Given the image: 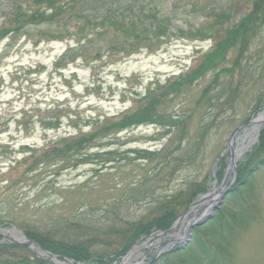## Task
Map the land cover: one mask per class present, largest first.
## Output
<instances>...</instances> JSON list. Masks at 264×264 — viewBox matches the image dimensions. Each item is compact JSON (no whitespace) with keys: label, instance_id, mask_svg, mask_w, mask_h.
Masks as SVG:
<instances>
[{"label":"rangeland","instance_id":"374dc122","mask_svg":"<svg viewBox=\"0 0 264 264\" xmlns=\"http://www.w3.org/2000/svg\"><path fill=\"white\" fill-rule=\"evenodd\" d=\"M192 3L193 0L163 2L160 10L163 14L167 13L172 22L167 36L152 51L122 52L121 42L101 33L100 26L92 25L90 30L82 33V44L89 42L88 55L92 59L96 55L91 52L105 46L100 60L95 61H85L79 51L70 53L78 48L79 37L75 36V31L79 32L80 29L74 23L61 27L31 25L21 28L20 25L15 26L14 17L10 16L7 28L12 31L0 39V178L3 181L0 182V189L7 186L8 179L19 178L6 177V173L14 160L23 158L18 154L21 146L41 148L65 134L75 135L78 129L71 125V121L78 124L79 130L89 132L90 119L103 120L135 110L140 106L138 101L147 95L149 89L156 88L157 84L167 86L169 81H174L180 75L199 70L203 55L212 53L216 41L225 37V28L237 24L253 10L252 0H204L202 6L209 7L212 13L208 22L204 23L206 15L194 11ZM10 5L8 0H0V30L6 23L5 15L11 11ZM132 5L131 0L121 5L119 15L126 22L133 17L125 12ZM134 11L136 14L137 10ZM224 14L229 18L217 19ZM220 20L225 23L224 26L214 25L221 23ZM15 27L20 29L16 32ZM202 27L209 30L202 32L205 36L195 35L194 30ZM188 31H193V34H187ZM53 37L56 39L53 40ZM239 52L240 45L230 51L219 71L209 72L187 90L164 100L167 101L163 103V113L173 118L187 117L186 138L180 151L175 150L178 148L177 137L167 134L166 130L161 131L157 124L131 128L121 133L112 142L114 145L104 149L118 152L108 157L110 163L105 167L103 162L97 160L78 167L72 163L60 174H54L53 169L43 174L35 172L32 179L53 181L49 189L42 192L37 203L36 188L30 191L31 185L28 184L31 180L16 187L15 197L19 200L24 198L22 201L28 203L30 209L25 206L5 207L4 191L0 198V222L11 221L6 214L12 212L19 223L24 218L27 225L32 221L46 224L53 221L51 219L62 217L70 222L106 228L110 226V220L115 219L114 211L124 219L141 215L139 213L146 210V202H152L151 196L156 197L158 205L171 195L182 192L186 199L192 187L201 189L208 186L207 193L211 192L215 188L214 180L221 182L214 174L217 175L220 170L219 165L216 167L215 164L224 152L225 165L229 163L228 146L232 135L240 126L264 112V23H258L248 46L241 55ZM216 73L219 75L217 80ZM205 91L208 95L199 103ZM57 118L62 121V128L58 132L44 131L42 126ZM199 126L205 128L204 141L198 140ZM251 129L248 128V131ZM243 136L244 131L239 130L234 137L233 148H236L237 139ZM256 146L258 144L255 142L239 159L237 170L240 163L247 162L248 155ZM164 149V153L185 163L174 168L171 177L163 170L158 179L149 170L159 161L157 158L149 162L131 153L134 150ZM96 151L94 149L92 152ZM258 157L263 160L264 153L252 158L247 166L249 169L259 163ZM101 168L105 169L101 173L103 175L97 177L94 169ZM36 175L40 176L36 178ZM145 183L146 192L154 195L143 201L136 188ZM198 194L194 201L203 195ZM239 194L238 200L235 199L237 195L225 197L214 219L200 227L201 234L197 238L193 234L186 249L180 255L176 253L174 259L177 262L264 264V165L254 173L245 188H240ZM155 206L151 205L145 213H150ZM34 209L39 212L30 217L35 213ZM190 219L191 216L187 221ZM12 228L9 226L4 230L9 232ZM179 232L180 229L173 235ZM6 237L14 238L9 233ZM158 239L156 234L152 241L140 242V250L134 254L133 262L142 255L146 257L138 263L150 262L157 251L171 243L174 237L163 238L160 245L154 248ZM199 240L212 246L213 256H217L216 260L214 257L215 263L208 262L198 253ZM4 243L7 241L0 237V245ZM180 244L166 250L172 251ZM117 250L116 245L101 243L96 244L92 251L111 259ZM168 253L162 257L170 255ZM12 254L19 253L14 250ZM114 263L121 264L122 260Z\"/></svg>","mask_w":264,"mask_h":264},{"label":"trees","instance_id":"16d2710c","mask_svg":"<svg viewBox=\"0 0 264 264\" xmlns=\"http://www.w3.org/2000/svg\"><path fill=\"white\" fill-rule=\"evenodd\" d=\"M11 4V13L6 14V23L0 30L1 40L4 39L12 30H8L7 23H10V16L14 17L15 26L20 25L21 28L27 26H64L68 23H74L79 30L75 31V36L78 38V48L72 49L70 53L76 51L80 52V57L85 61L100 60V53L105 46L101 49L93 51L96 57L94 59L88 55V46L90 44L83 43L82 33L90 30L92 25L95 27H101V33L109 35L113 40L121 42L120 47L122 52H134L139 50L152 51L155 46L167 36L169 27L172 19L166 13L163 14L160 10L161 5L165 0H131L133 7L125 10L129 16L128 21L124 20L119 15L122 4L130 0H8ZM177 1V0H176ZM204 0H193L191 8L194 11H198L206 15L204 23L208 22L212 13L209 7H203L202 3ZM253 10L249 15L243 17L240 22L233 26H228L224 30L225 37L216 41L213 47V52L208 55H203L204 58L201 62L199 70H191L185 75H181L174 81H169L167 86L156 85V88L149 89L147 95L139 100L140 106L133 111L124 112L119 116H113L96 120H88L91 122V129L89 132H83L79 130L78 124L71 121V125L78 129L77 134L67 135L58 137V140L47 143L44 147H31L21 146V154L23 158L14 160L12 165L9 166L6 173V177L19 176L16 180H9L7 186L0 189V198L4 195V205L7 208H14L25 206L26 209H30L28 203L19 200L15 197L14 189L20 185L29 182L31 190L36 188L35 193L38 194L37 201L45 192L49 189V185L53 181L45 182L44 180L32 179L34 173L40 171L43 174L45 171L53 169L54 174H60L65 167L74 163V167L78 165L90 163V161H97L104 163V167L107 166L108 157L117 154V151H105L107 147L114 145L112 143L117 137L131 128H137L145 124H157L161 127V131H167V134L176 136L178 140V148L176 152L182 149L183 142L186 138L185 124L187 123V117H180L166 115L162 112V106L164 101L168 97H175L180 94L184 89L190 88L195 82L203 79L209 72L219 71V67L226 60L227 55L230 51L240 45V55L243 53L245 47L248 46L250 38L255 33V27L261 21L264 23V0H252ZM25 7H23V4ZM147 3V4H146ZM134 9L137 10L136 14ZM225 17V18H224ZM229 18L227 14L217 17V19L224 20ZM221 23L214 24L216 26H224L225 23L220 20ZM54 25V26H53ZM204 26V25H203ZM17 32L20 28L15 27ZM209 31L202 27L199 30H194L195 35L200 34L205 36L203 33ZM184 33V32H182ZM186 33V32H185ZM187 34H193V31H188ZM207 36V35H206ZM211 36V34H210ZM204 38V37H203ZM56 38L53 37V40ZM219 77L216 73L217 80ZM205 91L203 96L200 98L199 103L207 97ZM169 124H167V122ZM43 125V122L42 124ZM62 121L57 118L49 123L44 124L42 127L44 131H56L58 132L62 128ZM204 126V125H203ZM205 128L199 126L198 132L200 133L199 141H204L203 136ZM174 131V132H173ZM46 135V134H45ZM45 137V136H44ZM172 140V139H171ZM170 140V141H171ZM10 147V146H9ZM97 149L96 152H92ZM166 150L161 151H149V150H134V153L139 156L140 160L151 161L157 158L159 161L150 168V171L154 172V178H157L163 170L168 172L171 177L174 174V168L184 164V160H176L171 157L170 154L164 153ZM171 153H174L171 151ZM259 153H264V130L260 136L258 146L248 155L246 163H240L238 167V178L234 187L230 190L228 197H235L236 200L240 199V188L246 187L249 180L256 173L260 166L264 165V159L260 157L257 160L259 162L256 166L249 169L247 166L251 162L252 158H255ZM149 161V162H150ZM189 161V160H188ZM148 162V163H149ZM187 162V161H186ZM145 165V167H148ZM191 164V162L189 161ZM225 158L219 163L220 170L217 172V179L222 180L224 175ZM226 168V167H225ZM105 169H94V173H97V177ZM163 174V173H162ZM40 175H36V178ZM173 179V178H171ZM36 181V182H35ZM0 182L1 178H0ZM26 184V186H28ZM42 186L39 188V186ZM146 183L139 184L137 194L143 196V201L149 199L152 193L146 192ZM192 187V186H191ZM85 188V187H84ZM208 186L205 188L192 187V192L184 198V192L180 194L171 195L163 202L157 205L155 202L156 197L151 196L152 202H146L145 209L142 210L134 218H121L116 215L115 211L113 218L110 220L108 227L104 228L98 225L90 224L86 226L78 222H70L65 218L59 217V219H51L53 221L42 224L39 221H32L29 225L26 224L24 218L22 222L17 221L16 214L8 212L6 216L10 217L11 221L0 222L3 228L9 226H16L21 230L30 240L35 242L40 248L65 258H70L79 263H90V264H107L112 263L116 258L124 256L137 242L146 240L152 234L156 232H166L173 225L179 214L184 213L189 206L194 202L197 195L204 194L208 191ZM6 189V190H3ZM135 190V189H134ZM200 190V191H197ZM122 205V204H121ZM120 205V207H121ZM151 205H156L150 209V213L145 212ZM30 217L35 216L39 212L38 209H34ZM217 217V216H216ZM218 218V217H217ZM43 220L44 217H43ZM14 222L18 224H14ZM200 228L194 230L196 238L201 234ZM107 244L116 245L118 247L115 257L109 259L106 256H100L95 254L92 250L96 244ZM199 251L198 253L203 256L205 260L211 263H215L217 256H213L212 246L201 242L199 240ZM17 251L19 254H12L13 251ZM11 255H7L10 254ZM0 264H53L51 262L37 259L33 256L26 248L10 243H4L0 245ZM180 255V253H179ZM177 256L175 252L170 255L160 257L152 264H181L174 259ZM11 257V258H10ZM215 257V260H214ZM14 261V262H13Z\"/></svg>","mask_w":264,"mask_h":264},{"label":"water","instance_id":"95a60500","mask_svg":"<svg viewBox=\"0 0 264 264\" xmlns=\"http://www.w3.org/2000/svg\"><path fill=\"white\" fill-rule=\"evenodd\" d=\"M255 124H256V120L252 121L244 126H242L241 128L246 130L248 127H254V129L250 132V136L254 137L256 141H258L259 136L264 128V121L262 122V124L259 126V128H255ZM240 130V129H238ZM237 130V131H238ZM237 131H235V134L237 133ZM235 134L233 135V137L235 136ZM232 140V139H231ZM239 147V146H238ZM230 149H231V161L228 167V170L231 169L232 173H234L232 179L229 181L228 186H226L224 189L222 188L223 185L226 182V178L227 175H225V178L223 180V182L221 183L220 187L216 190H214L212 193L210 194H206V195H202L200 196V200H202V202L200 201L199 203L195 202L192 204V206L189 208V210L181 215L178 220L174 223V225L172 226V228L162 234V237H167L170 236L171 233H174L178 230V228L180 227V225L182 224V222H184L186 220V218L193 213V217L190 221L186 222L184 225V229L181 231V233L176 237V240L169 245H175L178 243H181V245L179 247H177L176 251H182L184 249H186L187 245L190 243L191 238H192V231L194 228L196 227H200L204 224H206L207 222H209L210 220H212L214 218V213L215 211L222 205L225 196L228 194L230 187L232 186L233 182L235 181L236 178V162H235V153L232 145H230ZM230 168V169H229ZM227 170V171H228ZM205 201H207L206 206L201 207L203 213L195 216L194 212H195V208L201 203H204ZM6 233L3 229L0 228V236H3L4 238H6L7 240H9L11 243H17L20 245H24L27 248H29L32 252H34L38 258H42V259H47L50 261H54L56 263H59L60 259H64L62 257L53 255L51 253L45 252L44 250H35V244L28 240L24 234H22L20 231L14 229L12 231V233H18L21 235L20 239H9L8 237L5 236ZM184 235V236H183ZM163 252H159V255H161ZM127 257V256H126ZM126 257H124L123 259H125ZM157 257V256H156ZM67 261L68 264H78L72 260L69 259H65ZM132 264H141V263H132Z\"/></svg>","mask_w":264,"mask_h":264},{"label":"bare ground","instance_id":"6f19581e","mask_svg":"<svg viewBox=\"0 0 264 264\" xmlns=\"http://www.w3.org/2000/svg\"><path fill=\"white\" fill-rule=\"evenodd\" d=\"M264 121V112L258 117V119L256 120V124H255V128H258L262 122ZM252 141V142H251ZM253 141H254V138L252 136H250V133L247 132L242 138H240L238 144H239V147L237 148V151L235 153V157L234 159L235 160H238L240 159L241 157V154L248 148H250L253 144ZM202 202V200H201ZM207 201H205L204 203H201L200 206L198 205L194 210V214L195 216H198V211L199 209L204 205H206ZM139 249H136L135 251L131 252L123 261V264L124 263H131L133 262V257H134V254L136 253V251L138 252ZM139 260L138 258L135 260L137 261Z\"/></svg>","mask_w":264,"mask_h":264}]
</instances>
